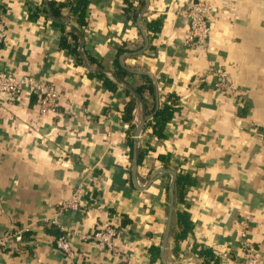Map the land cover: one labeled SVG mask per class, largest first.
Instances as JSON below:
<instances>
[{"label": "crops", "instance_id": "1", "mask_svg": "<svg viewBox=\"0 0 264 264\" xmlns=\"http://www.w3.org/2000/svg\"><path fill=\"white\" fill-rule=\"evenodd\" d=\"M48 1L67 0H0V66L42 77L62 95L58 112L44 115L32 95L11 103L0 95V235L28 228L0 250V264H71L55 245L62 228L75 234V264H163L160 250L155 261L149 250L160 249L166 229L167 170L196 184L184 203L173 190L165 264H197L185 251L196 243L237 261L242 233L264 257V0H89L84 25L67 7L51 12ZM199 1L209 6L206 51L184 46L181 12ZM215 71L240 89L241 106L216 92ZM170 98L179 106L157 138L147 124ZM134 151L143 153L135 178ZM78 189L79 209H62ZM175 211L194 225L181 259ZM108 224L119 231L115 251L78 237Z\"/></svg>", "mask_w": 264, "mask_h": 264}, {"label": "built area", "instance_id": "2", "mask_svg": "<svg viewBox=\"0 0 264 264\" xmlns=\"http://www.w3.org/2000/svg\"><path fill=\"white\" fill-rule=\"evenodd\" d=\"M209 12V6L204 1L189 4L181 13L189 21V32L184 41V46L189 49H201L207 50V42L209 36V28L207 22V16ZM5 35V14L0 9V49L4 43ZM215 77L214 89L220 95L228 96L235 100L238 105L242 104V94L237 86L233 85L229 76L223 71L212 72ZM22 93L29 94L35 97L36 105L39 113L44 115L46 113L56 114L61 100V93L59 89L51 82L46 81L42 77L36 75L28 76H15L11 74L7 69L0 66V95L4 97V100L8 103L18 99ZM169 101L166 103L168 104ZM178 103L176 107L178 108ZM177 110V109H176ZM152 121V118H150ZM264 144V136L262 138ZM81 191L76 190L70 197V199L62 204V209L78 210L82 205ZM50 222V219L47 220ZM52 224L58 225L56 219H52ZM62 233L56 238L55 245L59 252L70 261L71 264H75L76 256L72 247V239L75 234L65 232L62 228ZM28 231V228L19 231H6L0 235V250H4L10 243L21 242L24 233ZM118 229L113 224H108L102 229L95 231L94 233L87 234L82 233L78 235L81 241H90L101 249L108 251H115V240L118 237ZM242 241L239 244V250L241 251L240 258L237 261L232 260L231 254L228 250L214 251L215 258L219 261V264H264V257H262L259 251L255 248L254 244L246 238L244 233L241 234ZM192 244H189L185 251L191 255L195 263L199 264L198 257L192 253ZM181 259L182 256L178 255Z\"/></svg>", "mask_w": 264, "mask_h": 264}, {"label": "trees", "instance_id": "3", "mask_svg": "<svg viewBox=\"0 0 264 264\" xmlns=\"http://www.w3.org/2000/svg\"><path fill=\"white\" fill-rule=\"evenodd\" d=\"M126 2L128 0H125ZM47 7L50 9L51 12L54 10L62 9L63 7L69 8L70 12L78 18V21L84 25L85 17L87 12L89 11L90 1L89 0H67L65 3L58 4L55 7V2L48 1ZM127 12L129 8L125 9ZM148 29L156 34L160 30V22L153 21L147 24ZM60 45L64 48H68L66 38L61 39ZM118 68V73L120 74V78L125 75H128V72L123 71L121 68ZM97 78H100L104 85L108 87L111 91L115 89V86L104 76V74H94ZM140 90H138L139 92ZM177 102L173 98L169 99V103L164 105L161 109L156 110L152 114V121H149L147 124L148 130L152 131V133L157 138H164V129L166 124L171 120L173 113L176 111ZM129 148H132V143H129ZM130 156H132V151H129ZM143 158V153L138 152L136 155L137 163L139 164L141 159ZM167 160V159H166ZM196 184V180L192 178L188 174H177L175 178V185H174V195L176 201L185 202V195L187 188L194 186ZM174 223L175 227L178 231L174 232V247L173 252L178 257L180 252V244L190 235L193 231L194 225L190 220L189 214L186 211H175L174 212ZM192 253L195 254L199 261V264H219V261L215 258L213 250L211 248H205L202 244L196 243L192 246ZM152 261H155L159 258V249L158 248H151L149 250Z\"/></svg>", "mask_w": 264, "mask_h": 264}, {"label": "water", "instance_id": "4", "mask_svg": "<svg viewBox=\"0 0 264 264\" xmlns=\"http://www.w3.org/2000/svg\"><path fill=\"white\" fill-rule=\"evenodd\" d=\"M147 120V118H143V120L141 121L140 125L138 126L137 130H136V134L135 137L137 138L140 135V132L144 126L145 121ZM133 162H132V176L133 178H135V174H136V153L134 151L133 153ZM163 174H169L172 176L171 179V183H170V190H169V195H170V199H169V205H168V217H167V223H166V229H165V233L162 239V243L160 246V257L162 260V263L165 264L164 262V250L166 247V243H167V239L171 230V222H172V214H173V203H174V197H173V190H174V185H175V178H176V174L173 171H164ZM158 176V175H155ZM150 184V182H148L145 185V188H147V186Z\"/></svg>", "mask_w": 264, "mask_h": 264}]
</instances>
